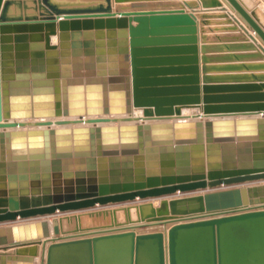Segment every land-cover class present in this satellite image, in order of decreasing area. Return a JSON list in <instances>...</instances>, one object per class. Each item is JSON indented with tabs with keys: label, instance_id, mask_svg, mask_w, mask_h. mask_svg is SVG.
<instances>
[{
	"label": "water",
	"instance_id": "95a60500",
	"mask_svg": "<svg viewBox=\"0 0 264 264\" xmlns=\"http://www.w3.org/2000/svg\"><path fill=\"white\" fill-rule=\"evenodd\" d=\"M111 3L0 0L1 264H264V75H207L264 64L200 89L191 16Z\"/></svg>",
	"mask_w": 264,
	"mask_h": 264
},
{
	"label": "crops",
	"instance_id": "0c3cea01",
	"mask_svg": "<svg viewBox=\"0 0 264 264\" xmlns=\"http://www.w3.org/2000/svg\"><path fill=\"white\" fill-rule=\"evenodd\" d=\"M219 2L220 7L212 6L211 0H123V2L115 3L112 0L111 6L113 13L116 14L115 6L130 7L129 13L146 14L151 13H172L183 12L193 19V27L195 29L194 35L196 38V55L198 66V86L202 88L203 67L209 66H225V65H242L247 66L264 64V52L259 48V45L264 47V43L255 35L249 26L241 19V17L233 11L226 0H216ZM241 4L247 9L255 11L259 22L264 25V0H239ZM223 10V11H222ZM225 15L222 17L221 15ZM204 15V16H203ZM131 24L136 26L137 23L132 21ZM165 24L148 27L151 28H173V27H188L187 25H175ZM232 27H236L235 30H231ZM243 27V28H242ZM245 29V30H243ZM190 35L187 33L179 34V36ZM253 36L255 40H252L250 36ZM168 37V35L166 36ZM54 40V41H53ZM106 41V40H104ZM51 43H57V38L52 37ZM186 42H181L177 46H189ZM169 46H173L170 45ZM239 55L241 58L237 60L234 56ZM208 58L207 63L202 62V58ZM71 59V57H69ZM84 59V56H81ZM207 75L212 76H228V75H264V67L252 69V70H238L234 72H207ZM256 81V82H254ZM264 83V78L253 79L248 77L244 83ZM241 84V83H239ZM239 93V92H238ZM244 94L264 93V89L260 91H247ZM237 94V92H236ZM240 94V93H239ZM200 96L202 92L200 91ZM193 111L201 112V109H183V115H190ZM138 111H135L137 113ZM185 112L187 114H185ZM139 113V112H138ZM141 113V111H140ZM154 205H157L158 200H149ZM139 203V202H138ZM151 231H163L162 227H149L135 230V233H146ZM93 249V248H92ZM113 252L116 254L123 253V242H117L116 244L99 246L96 249V253L99 259L106 252ZM101 257V258H100ZM22 262L23 257L19 258ZM34 264L40 263V256L33 259ZM1 264V261H0ZM24 264V262H23Z\"/></svg>",
	"mask_w": 264,
	"mask_h": 264
},
{
	"label": "bare ground",
	"instance_id": "6f19581e",
	"mask_svg": "<svg viewBox=\"0 0 264 264\" xmlns=\"http://www.w3.org/2000/svg\"><path fill=\"white\" fill-rule=\"evenodd\" d=\"M53 41H54V40H53ZM135 111H138V110H134L132 115H133L134 117H141V116H140V115H141L140 111H138L139 113H138V112L135 113ZM185 114H187V113L185 112ZM184 116H185V115H184ZM72 119H73V118H72ZM201 119H204V118H201ZM209 119H212V118H209Z\"/></svg>",
	"mask_w": 264,
	"mask_h": 264
}]
</instances>
